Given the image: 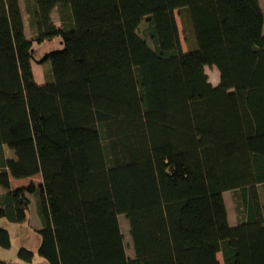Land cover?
I'll use <instances>...</instances> for the list:
<instances>
[{"label": "trees", "instance_id": "1", "mask_svg": "<svg viewBox=\"0 0 264 264\" xmlns=\"http://www.w3.org/2000/svg\"><path fill=\"white\" fill-rule=\"evenodd\" d=\"M24 1L21 40L0 0V32L14 37L0 44V218L23 222L35 202L49 264H264V0ZM56 37L35 60L51 92L32 61Z\"/></svg>", "mask_w": 264, "mask_h": 264}, {"label": "rangeland", "instance_id": "2", "mask_svg": "<svg viewBox=\"0 0 264 264\" xmlns=\"http://www.w3.org/2000/svg\"><path fill=\"white\" fill-rule=\"evenodd\" d=\"M15 21L17 23L18 37L21 40L27 39L31 36V30L28 25L27 14L25 10L24 0H10ZM53 19L58 20L57 11H53ZM178 26L182 31L181 21L177 15ZM14 40L13 35L10 32H0V44H9ZM182 46L186 50V44L181 34ZM61 48L59 38L44 41L42 43H35L34 45V60L32 61V67L36 81L40 82L42 86L51 92H55L54 85H46L44 80L43 68L35 60L43 58L50 51ZM209 80L212 84H217L219 81V72L217 67H207L205 69ZM99 133L95 130L84 129L83 141L89 142L99 139ZM7 156L13 155L10 149L5 148ZM13 185L27 186L30 183L38 184L41 181L39 174L32 175L30 178L13 179ZM218 204L222 215L224 233L225 236H229V229L236 222L235 209L232 202V194L230 190H223L217 194ZM121 230L124 234L126 243V250L130 254L132 252L131 239L129 234V228L125 216L119 217ZM42 222L37 212L36 203L32 201L30 209L27 213L26 220L23 222H10L6 218H0V227L8 230L11 238V245L7 248L0 246V260H3L7 264H49L47 259L43 257L39 251L40 235L38 229L42 227ZM25 247L33 252L31 261H24L18 256L20 248ZM220 264L222 263L221 253L218 254Z\"/></svg>", "mask_w": 264, "mask_h": 264}, {"label": "crops", "instance_id": "3", "mask_svg": "<svg viewBox=\"0 0 264 264\" xmlns=\"http://www.w3.org/2000/svg\"><path fill=\"white\" fill-rule=\"evenodd\" d=\"M38 82V81H37ZM39 84H41L40 82H38ZM42 85V84H41ZM37 175V174H36ZM31 176H29L28 178H30ZM26 178V177H25ZM13 179H18V178H14V177H11V184H12V186L13 187H16V186H14L13 185ZM19 179H22V178H19ZM19 187V186H18ZM5 191V189L4 188H2V187H0V193H3Z\"/></svg>", "mask_w": 264, "mask_h": 264}]
</instances>
